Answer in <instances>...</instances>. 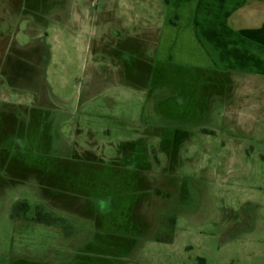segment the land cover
<instances>
[{"label": "rangeland", "instance_id": "1", "mask_svg": "<svg viewBox=\"0 0 264 264\" xmlns=\"http://www.w3.org/2000/svg\"><path fill=\"white\" fill-rule=\"evenodd\" d=\"M119 13L129 20L124 7ZM6 19L0 264H264V88L256 80L229 84L178 66L154 70L144 87L142 66L123 59L133 74L93 84L92 65L112 69L114 60L65 30L49 33L53 55L40 73L32 49L6 59L9 39L29 37L9 11ZM35 109L51 112L47 124L33 122ZM18 202L28 205L20 219L12 218ZM40 214L60 221L39 223Z\"/></svg>", "mask_w": 264, "mask_h": 264}, {"label": "crops", "instance_id": "2", "mask_svg": "<svg viewBox=\"0 0 264 264\" xmlns=\"http://www.w3.org/2000/svg\"><path fill=\"white\" fill-rule=\"evenodd\" d=\"M121 1L0 0V21L9 11L17 26H28L26 43L16 35L9 39L6 59L14 51L28 57L23 52L32 49L43 73L53 55L49 33L65 30L75 40L85 36L91 53L114 60L112 69L104 62L92 65L93 84L107 74H133L122 63L127 59L142 66L144 87L154 70L157 75L180 66L223 75L229 84L250 76L264 88V0H132L140 7ZM122 7L129 20L119 13Z\"/></svg>", "mask_w": 264, "mask_h": 264}, {"label": "trees", "instance_id": "3", "mask_svg": "<svg viewBox=\"0 0 264 264\" xmlns=\"http://www.w3.org/2000/svg\"><path fill=\"white\" fill-rule=\"evenodd\" d=\"M28 210V205L25 202H18L13 206V212H12V218H18L20 215H23L25 212H27ZM20 219V218H18ZM35 221L39 222V223H44V224H54L55 222H58L60 220H58L57 218L53 219H46L44 215L41 216L37 215L36 218L34 219ZM199 264H205V261L201 258H199L198 260Z\"/></svg>", "mask_w": 264, "mask_h": 264}, {"label": "flooded vegetation", "instance_id": "4", "mask_svg": "<svg viewBox=\"0 0 264 264\" xmlns=\"http://www.w3.org/2000/svg\"><path fill=\"white\" fill-rule=\"evenodd\" d=\"M224 102H226V101H224ZM225 105V104H224ZM34 112L36 113V117H34V116H32V112L31 113H29V115L32 117V120H33V122H35L36 124L37 123H39L40 122V120L43 118V114H50L51 115V112L50 111H48V110H38V109H35L34 110ZM42 121V120H41ZM44 121V122H43ZM43 121H42V124H47V121H46V118H43ZM154 162H155V164H158L159 163V160L155 157L154 158ZM155 194H159V191L157 190L156 192H155Z\"/></svg>", "mask_w": 264, "mask_h": 264}]
</instances>
